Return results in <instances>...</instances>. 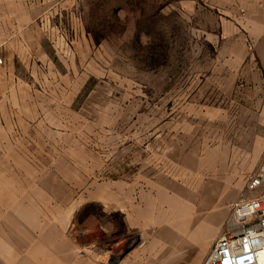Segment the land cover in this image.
Instances as JSON below:
<instances>
[{
	"label": "rangeland",
	"instance_id": "rangeland-1",
	"mask_svg": "<svg viewBox=\"0 0 264 264\" xmlns=\"http://www.w3.org/2000/svg\"><path fill=\"white\" fill-rule=\"evenodd\" d=\"M35 1L0 42V225L202 264L264 162V64L250 39L243 63L219 55L237 0Z\"/></svg>",
	"mask_w": 264,
	"mask_h": 264
},
{
	"label": "crops",
	"instance_id": "crops-1",
	"mask_svg": "<svg viewBox=\"0 0 264 264\" xmlns=\"http://www.w3.org/2000/svg\"><path fill=\"white\" fill-rule=\"evenodd\" d=\"M237 9L240 16L234 25H224L220 32L219 40L223 44L224 53L219 55L225 58L226 64H241L247 57L246 41L250 39L259 57L260 63L264 64V0H237ZM36 8L35 0H0V42L9 46L18 42L20 34L26 28L18 26L29 24L30 10ZM234 26V27H233ZM233 35V36H232ZM235 42V49L228 51V43ZM221 50V49H220ZM230 57L228 61L226 58ZM246 79L248 80L247 74ZM252 83L261 86L264 77H254ZM0 83V88H3ZM18 226L0 225V264H111L109 258L98 257H78L74 245L70 242V237L52 235L50 225L36 227L28 225L23 229L28 237L27 241H20L19 236H14V232H21ZM60 232V231H56ZM11 233V235H9ZM162 238V237H161ZM170 238L167 236L166 240ZM163 239V238H162ZM68 240L71 246L68 245ZM165 240V239H164ZM62 243L63 247L60 248ZM172 240H168L170 244ZM55 246V247H53ZM24 250V251H23ZM165 249L161 250V253ZM131 259L120 258L118 264H130Z\"/></svg>",
	"mask_w": 264,
	"mask_h": 264
},
{
	"label": "built area",
	"instance_id": "built-area-1",
	"mask_svg": "<svg viewBox=\"0 0 264 264\" xmlns=\"http://www.w3.org/2000/svg\"><path fill=\"white\" fill-rule=\"evenodd\" d=\"M226 226L202 264H264V162L246 181Z\"/></svg>",
	"mask_w": 264,
	"mask_h": 264
},
{
	"label": "water",
	"instance_id": "water-1",
	"mask_svg": "<svg viewBox=\"0 0 264 264\" xmlns=\"http://www.w3.org/2000/svg\"><path fill=\"white\" fill-rule=\"evenodd\" d=\"M115 262H111V264H114Z\"/></svg>",
	"mask_w": 264,
	"mask_h": 264
}]
</instances>
